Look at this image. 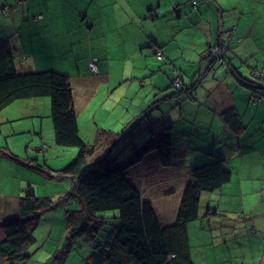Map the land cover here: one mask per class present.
Wrapping results in <instances>:
<instances>
[{"label": "crops", "instance_id": "0c3cea01", "mask_svg": "<svg viewBox=\"0 0 264 264\" xmlns=\"http://www.w3.org/2000/svg\"><path fill=\"white\" fill-rule=\"evenodd\" d=\"M196 1L194 7V0H0V43L6 42L14 52L19 71L63 72L65 68L55 50L64 45L65 33L71 34V41L83 54L78 68L68 70L72 104L79 135L88 144H95L102 128L118 132L124 136L118 143L122 145V157L146 137L149 128L170 126L171 164L160 165L157 152L150 151L127 170L140 193L151 200L162 224L176 218L189 169L208 159L222 158L231 176L220 187L200 193L199 217L186 224L190 256L194 264H205L208 244L217 246L231 238L236 245L232 264H264V86L259 88L255 101L252 90L242 82L252 79L254 72L264 71V0ZM93 7L101 18L91 13ZM66 8L73 13L69 17L60 15ZM170 14L185 18L175 23L169 20ZM160 17L168 24H158ZM182 29L188 35L180 41L176 35ZM112 33L124 42L125 61L115 74L106 60L111 52ZM175 37L182 56H188L197 65L192 75L191 65L176 59L175 49L179 50ZM216 43L225 46L219 64L210 53L211 45ZM186 47L194 50L193 56L184 51ZM156 50L162 52L160 59L155 56ZM93 57L97 58V72L89 68ZM176 66L182 72L178 76L174 73ZM170 77L181 80L178 89L170 86ZM260 80L264 84V79ZM36 97L39 96L18 98L27 99L25 102L14 99L0 110V135L7 142L6 146L0 144V165L20 161L38 169L47 179L66 178L71 188L64 196L72 193L80 202L73 188L75 178L60 170L74 157L76 149L58 163L45 160L40 165L37 158L25 161L17 156L15 140L8 139L24 130H37L38 141L29 139L24 148L29 149L34 142L45 149L41 136L45 128L49 134L52 132L53 140L50 100L39 110ZM162 99L171 103L176 99V103L163 110L159 105ZM231 109L240 121L236 129L237 120L226 117ZM196 110L204 121L190 119ZM30 119H37V123L26 124ZM133 128L136 131L129 135ZM55 145V151L62 146ZM20 147L23 149L22 141ZM54 170L58 171L56 175ZM50 183L45 181L43 185L48 188ZM12 194L0 191V241L5 236L3 221L18 213L19 195ZM172 197L176 199L170 213L167 206ZM157 200L163 202L161 210ZM222 210L238 218L225 223ZM39 219L38 215L32 226L33 235ZM229 224L232 231L225 232ZM198 230L205 233L203 240L192 245ZM242 245L246 246L245 253L238 250ZM245 256L248 261L240 258ZM224 257L217 261L223 262ZM0 264H7L1 256Z\"/></svg>", "mask_w": 264, "mask_h": 264}, {"label": "trees", "instance_id": "16d2710c", "mask_svg": "<svg viewBox=\"0 0 264 264\" xmlns=\"http://www.w3.org/2000/svg\"><path fill=\"white\" fill-rule=\"evenodd\" d=\"M157 51L156 58L160 59L163 55L159 58ZM252 77L242 82L257 101L259 88L264 86L260 79L264 77L255 72ZM176 78L170 77L171 87L175 88L172 82ZM43 95L50 100L54 143L77 148L74 157L60 169L75 178L73 188L82 204L81 209L66 211L67 228L86 230L95 236L109 223L102 211L116 210L114 217L118 218L106 230L104 241L95 243L83 264H127L126 260L132 264H194L186 224L199 217L200 193L229 181L231 174L223 159L211 158L189 169L176 218L162 224L151 200L140 193L127 170L150 151L157 152L160 165L171 164L170 126L149 128L146 137L122 157V145L118 143L124 136L118 132L102 128L95 144H88L79 135L69 75L54 69L19 71L14 52L6 42L0 43V110L14 99ZM226 117L237 120L236 129L240 121L234 109L227 111ZM135 131L131 129L129 135ZM51 204L49 196L36 195L30 185L23 189L18 213L2 223L5 236L0 241V256L7 264H22L31 255L29 246L36 241L32 226L39 212Z\"/></svg>", "mask_w": 264, "mask_h": 264}, {"label": "rangeland", "instance_id": "374dc122", "mask_svg": "<svg viewBox=\"0 0 264 264\" xmlns=\"http://www.w3.org/2000/svg\"><path fill=\"white\" fill-rule=\"evenodd\" d=\"M192 1V0H191ZM188 6L190 7V4L188 1L186 2ZM191 5L192 2H191ZM191 9V8H190ZM92 12L95 16L101 18L100 12H97V8L93 7L91 8ZM118 10V9H117ZM77 11V10H75ZM70 14H73L70 8H66L63 13H60V15H64L66 17H69ZM104 16V15H103ZM118 18V17H117ZM158 22V24H168V20L161 19ZM169 20L174 21L175 23L177 20H180V22L183 21L184 15L177 17V15L170 14ZM157 28H159L158 25H155ZM64 29V28H63ZM62 29V30H63ZM161 35V34H160ZM188 35L186 32V29H182L179 32H177L176 37L181 41L185 38V36ZM71 34L65 33V38L63 39L64 45L61 48H57L55 50L56 56L62 61V65L65 68L63 71L64 73H67L68 75H71L68 70L77 69L78 66L81 64L80 57L82 54L80 48L71 41L70 39ZM163 36V35H162ZM176 40V46L179 42L177 38ZM110 41V47L111 52L109 53V56H107L106 60L110 61V67L109 70L112 72V74H115L117 70L121 68V64L125 61V57L123 56V41L119 37L118 34L112 33L109 38ZM179 52L176 50V55L178 61H183L188 66L193 68L190 72L192 75L194 71L197 69L196 63L192 62V59L188 56H182L180 53V47H177ZM185 52H190L188 54H191L193 56L194 50L188 49L187 47L184 48ZM86 53L88 54L89 51L87 50ZM156 56V55H155ZM96 58V57H93ZM92 59V58H91ZM90 59V60H91ZM97 59V58H96ZM89 60V61H90ZM220 60L216 61L215 63L219 64ZM163 65V63L161 64ZM187 65L185 67H187ZM171 68H173L171 66ZM61 71V70H59ZM175 76H178L177 74H182L181 70L178 66L175 68ZM112 77H115V75H111ZM132 85L136 86V80L132 81ZM176 88V87H175ZM168 90L170 88H167ZM178 89V88H177ZM186 94V93H184ZM166 94H162V96H165ZM32 99V98H31ZM38 99V109L43 110V107L48 104L49 97L48 96H39L36 97ZM188 99H192L188 97ZM24 100L27 99H18L17 102H25ZM46 102V104H45ZM173 103H176V99L170 102L169 99H162L159 105L163 107V110H168ZM185 105L189 107H193L194 105H190L189 103H186ZM17 107H14V110H16ZM160 112V111H158ZM190 119L194 122H201L204 121V118L202 115L197 112V110L191 115ZM32 122L37 123V119H30L26 122V124H30ZM20 124V123H18ZM38 133L37 130L33 131L30 130H24L23 132H20L16 134L14 137H9V141L15 140L17 144V156L23 158L25 161H30L32 158H37L38 163L40 165H44V161L48 160L49 162L58 163L61 158L64 156H67V154L73 150H77L76 147H63L61 146L60 149L55 151V143L52 140V132L49 134V132L43 128L42 131V137L44 144L46 145L45 149H41L40 146L35 145L34 142H31L34 146H31L29 149L24 148L25 143L29 139H34L35 141H38ZM88 137V136H85ZM20 141H22V147H20ZM6 140L3 135H0V144L1 146H6ZM29 152V153H28ZM16 153V152H15ZM69 155V154H68ZM72 159V158H71ZM58 171L54 170V174L56 175ZM0 178L2 180V184L0 183V191L3 193H14L12 195L18 194L19 196L23 193V189L27 188L28 185L32 187L35 194L40 195H46L49 196L52 200L51 207L47 210H44L40 212L39 214V222L36 224V227L34 229V235L36 237V241L29 246V252L31 255L24 261L22 264H83L88 255L90 254L91 250L93 249V246L97 241H104V234L106 230L110 227V224L113 222L118 221L117 217H114L116 214V210H108V211H102L101 214L108 217V224H104V227L100 229L95 236H92L89 234V231L82 230L79 231V229H68L66 224V218L65 214L68 209H80V202L73 197L72 193L68 194L66 197L64 196L66 193L70 191L71 188V182L66 179L62 178L60 180H52L47 179V177L39 171L38 169L29 167L27 165H24L20 163V161L13 162V163H3L0 165ZM45 181H51L48 188H45L43 185V182ZM45 180V181H44ZM55 192V193H54ZM58 192H61L58 193ZM79 199V196H78ZM176 197L169 198L170 202L168 204V208L170 213L172 212V204L174 203V200ZM157 206L163 208V202L160 200L155 201ZM1 205V204H0ZM6 209H8L6 207ZM224 214L222 216V220L225 223H231L232 219H237L238 217H232L230 213L224 212L223 210L220 212ZM161 214V213H160ZM162 215V214H161ZM113 216V217H112ZM163 217V216H162ZM228 217V218H226ZM225 232L232 231L231 224H229L225 229ZM210 233L209 231L206 232V234ZM205 233L202 230H198L193 238H192V245L198 244L203 240V235ZM209 250L207 255V260L205 264H232V257H233V251H235L236 245H234L232 239L230 238L224 243H221L217 246H212L211 244H208ZM238 250H240V253L246 252V246L242 245L238 247ZM222 255H224L225 259L223 262H218L217 260L221 259ZM241 259H244L248 261L249 257H240ZM238 258V259H240ZM127 264H132L130 261H125Z\"/></svg>", "mask_w": 264, "mask_h": 264}, {"label": "built area", "instance_id": "2783aa9c", "mask_svg": "<svg viewBox=\"0 0 264 264\" xmlns=\"http://www.w3.org/2000/svg\"><path fill=\"white\" fill-rule=\"evenodd\" d=\"M196 5H197V1L194 0L193 6L196 7ZM224 50H225V46L223 45V43L212 44L211 47H210L211 57L213 59H217V60L221 59L222 56H223ZM157 56L160 58L162 56V52L161 51H157ZM89 67L94 72L98 71V69H97V59L96 58H93L92 60L89 61ZM260 74L264 77V71L260 72ZM180 83H181V80L179 78H176L172 82V84L175 87H178L180 85Z\"/></svg>", "mask_w": 264, "mask_h": 264}, {"label": "water", "instance_id": "95a60500", "mask_svg": "<svg viewBox=\"0 0 264 264\" xmlns=\"http://www.w3.org/2000/svg\"><path fill=\"white\" fill-rule=\"evenodd\" d=\"M213 59V58H212ZM213 60H217V59H213Z\"/></svg>", "mask_w": 264, "mask_h": 264}, {"label": "clouds", "instance_id": "9594fccd", "mask_svg": "<svg viewBox=\"0 0 264 264\" xmlns=\"http://www.w3.org/2000/svg\"><path fill=\"white\" fill-rule=\"evenodd\" d=\"M223 57V56H222Z\"/></svg>", "mask_w": 264, "mask_h": 264}]
</instances>
